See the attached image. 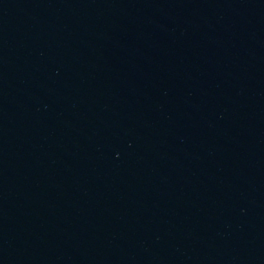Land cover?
Here are the masks:
<instances>
[{
  "label": "water",
  "instance_id": "1",
  "mask_svg": "<svg viewBox=\"0 0 264 264\" xmlns=\"http://www.w3.org/2000/svg\"><path fill=\"white\" fill-rule=\"evenodd\" d=\"M0 264H264V0H0Z\"/></svg>",
  "mask_w": 264,
  "mask_h": 264
}]
</instances>
